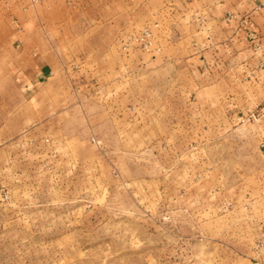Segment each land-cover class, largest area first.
<instances>
[{
  "label": "rangeland",
  "instance_id": "obj_1",
  "mask_svg": "<svg viewBox=\"0 0 264 264\" xmlns=\"http://www.w3.org/2000/svg\"><path fill=\"white\" fill-rule=\"evenodd\" d=\"M26 2L50 78L0 68V264H264V0Z\"/></svg>",
  "mask_w": 264,
  "mask_h": 264
},
{
  "label": "crops",
  "instance_id": "obj_2",
  "mask_svg": "<svg viewBox=\"0 0 264 264\" xmlns=\"http://www.w3.org/2000/svg\"><path fill=\"white\" fill-rule=\"evenodd\" d=\"M25 1V2H24ZM8 0L9 10L18 13L19 25L13 26L9 22L6 26H10L11 32L9 40L6 42L8 45L7 51L0 50V68L4 70L5 74L10 77L11 85L22 93L33 92L40 85L44 84L50 77V72L47 67H44L41 61H38L39 56H46L43 53L44 49L40 45L44 44V40H40L38 28L41 17L38 15L33 20L35 28L29 32V17H28V4L26 0ZM87 0H45L40 9L47 10L49 7L52 10L61 9V7L85 10V2ZM69 2V5L67 4ZM37 9L39 6H36ZM39 11V10H37ZM36 30V31H35ZM41 60V59H40Z\"/></svg>",
  "mask_w": 264,
  "mask_h": 264
},
{
  "label": "built area",
  "instance_id": "obj_3",
  "mask_svg": "<svg viewBox=\"0 0 264 264\" xmlns=\"http://www.w3.org/2000/svg\"><path fill=\"white\" fill-rule=\"evenodd\" d=\"M38 0H33V2H37Z\"/></svg>",
  "mask_w": 264,
  "mask_h": 264
}]
</instances>
